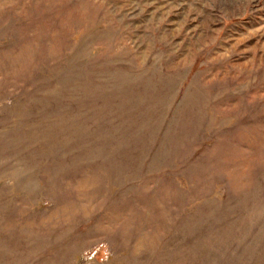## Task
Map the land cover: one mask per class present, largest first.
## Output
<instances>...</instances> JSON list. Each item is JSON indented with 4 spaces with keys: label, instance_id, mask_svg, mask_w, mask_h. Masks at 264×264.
<instances>
[{
    "label": "rangeland",
    "instance_id": "1",
    "mask_svg": "<svg viewBox=\"0 0 264 264\" xmlns=\"http://www.w3.org/2000/svg\"><path fill=\"white\" fill-rule=\"evenodd\" d=\"M0 264H264V0H0Z\"/></svg>",
    "mask_w": 264,
    "mask_h": 264
}]
</instances>
